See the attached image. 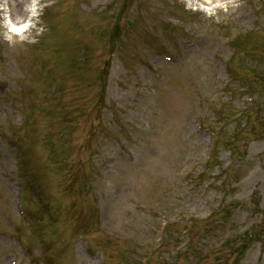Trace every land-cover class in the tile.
<instances>
[{
	"label": "rangeland",
	"instance_id": "obj_1",
	"mask_svg": "<svg viewBox=\"0 0 264 264\" xmlns=\"http://www.w3.org/2000/svg\"><path fill=\"white\" fill-rule=\"evenodd\" d=\"M186 2L38 0V22L25 33L28 39L16 43L3 39L0 16V46L10 55L7 64H0L4 80L10 77L20 85V70L37 57L45 73L56 76L64 95L61 103L48 107L51 116L35 113L36 136L27 139L18 129L21 114L11 107L28 105V96L21 105L16 92L15 101L0 92V264H99L102 254L109 257L106 264H264V0H212L209 6L229 4L227 12L217 9L216 16L186 9ZM24 9L14 7L23 22ZM126 19L132 21L128 28ZM41 21L51 28L40 39L43 57L30 42L43 33ZM121 24L129 38L119 52H128L124 61L135 66L124 84L120 61L116 65L112 54ZM195 29L193 38L185 35ZM224 38H239L246 51L244 57L235 54L232 65L245 68L239 75L252 86L250 96L239 78L229 83L223 73V58L237 52ZM156 51L177 63L160 60ZM83 53L90 65H82ZM142 56L155 74L139 64ZM105 66L106 82L101 75ZM50 84L39 78L27 91L37 95V102L54 99ZM223 86L218 95L216 88ZM84 99L90 104L83 109ZM105 100L108 117L116 118L115 110L120 117L112 127L100 120L107 113ZM61 113L68 129H60L54 118ZM210 132L215 133V167L199 168L211 145ZM61 133L79 151L75 162H80L84 180L93 178L84 188L72 177L42 179L41 170L49 167L46 138L61 146ZM13 141L33 146L37 181L30 177L33 181L29 178L25 186L23 217L16 208L22 178ZM107 160L112 163L105 165ZM201 169L212 176L226 171L215 180L197 181L190 172ZM218 180L224 181L223 189ZM203 181L212 185L203 187ZM164 221L169 225L160 234ZM78 235L90 242L91 250ZM20 238L29 248L26 255ZM180 246L185 247L177 253Z\"/></svg>",
	"mask_w": 264,
	"mask_h": 264
},
{
	"label": "clouds",
	"instance_id": "obj_2",
	"mask_svg": "<svg viewBox=\"0 0 264 264\" xmlns=\"http://www.w3.org/2000/svg\"><path fill=\"white\" fill-rule=\"evenodd\" d=\"M16 0H0V16L3 17V39L8 41L9 43H16L18 40H26L28 36L25 33L29 28L33 27V21L38 22L39 16L41 14V6L38 3V0H31V3L27 6V10L29 12V20L27 23L23 24L20 27H16L12 23L11 12L14 7ZM211 4V0H208V4H200L196 5L188 0L186 2V9H190L192 11H203L207 16H216V10L222 9L224 12L228 11L229 4L223 2H217L214 6H209ZM217 22H219V17H216ZM30 42L35 43V40H31Z\"/></svg>",
	"mask_w": 264,
	"mask_h": 264
},
{
	"label": "bare ground",
	"instance_id": "obj_3",
	"mask_svg": "<svg viewBox=\"0 0 264 264\" xmlns=\"http://www.w3.org/2000/svg\"><path fill=\"white\" fill-rule=\"evenodd\" d=\"M199 1H201V3H204V4H207L208 3V0H199ZM29 5V3H27V6ZM27 6L25 7V9H24V12H23V16L25 17L26 15H27V13H29L28 12V10H27ZM13 10H12V12H11V17H12V14H15L14 15V19H13V21L16 19V10H14V7L12 8Z\"/></svg>",
	"mask_w": 264,
	"mask_h": 264
}]
</instances>
